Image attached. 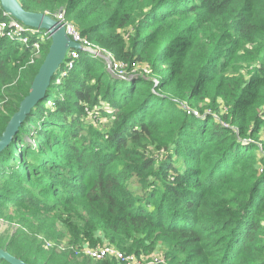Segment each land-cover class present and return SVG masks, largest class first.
Returning <instances> with one entry per match:
<instances>
[{"label": "trees", "instance_id": "16d2710c", "mask_svg": "<svg viewBox=\"0 0 264 264\" xmlns=\"http://www.w3.org/2000/svg\"><path fill=\"white\" fill-rule=\"evenodd\" d=\"M19 2L61 14L125 73L80 50L57 82L62 64L0 151V214L24 224L0 247L30 264H124L88 243L264 264V0ZM32 41L0 36V136L51 43Z\"/></svg>", "mask_w": 264, "mask_h": 264}, {"label": "water", "instance_id": "95a60500", "mask_svg": "<svg viewBox=\"0 0 264 264\" xmlns=\"http://www.w3.org/2000/svg\"><path fill=\"white\" fill-rule=\"evenodd\" d=\"M0 4L7 14L20 21L24 26L47 31L51 41L43 62L33 78L28 94L21 100L18 110L11 116L0 136L1 151L12 141L26 116L45 97L53 77L58 74L62 64L65 63L68 51L84 49L80 43L67 35L64 24L48 13L26 10L19 0H0ZM0 258L11 264H30L1 247Z\"/></svg>", "mask_w": 264, "mask_h": 264}, {"label": "built area", "instance_id": "2783aa9c", "mask_svg": "<svg viewBox=\"0 0 264 264\" xmlns=\"http://www.w3.org/2000/svg\"><path fill=\"white\" fill-rule=\"evenodd\" d=\"M58 20H60L66 29L67 35L73 39L74 41L80 43L84 50L95 51L91 47H94L90 42H88L85 38H83L73 24L64 21L61 14L56 16ZM41 33L47 36V39H50L49 33L43 29H37L32 27L24 26L20 21L16 20L9 14H7L1 7L0 4V36L5 37L13 42L19 43L21 45H28L32 41L33 37H36V40L32 41V48L38 50L42 47L41 43L45 42L40 38ZM80 49H70L68 51V56L65 60L66 68L61 70L59 75L56 78L57 82H60L63 77L67 75L68 70L73 67L74 60L79 57ZM36 52V53H37ZM95 54L98 55L95 51ZM107 54V53H106ZM100 55V54H99ZM101 57V56H99ZM111 68L117 72L118 75H124L125 73V64L121 61L115 60L111 57L109 61ZM84 254L93 258V259H105V258H115L119 262H123L124 264H141V262L136 260L135 255H126L119 249H117L114 245L104 244L101 246L91 247L85 245L83 248ZM151 261L148 264H166V261L161 256H153L150 259ZM147 264V263H145Z\"/></svg>", "mask_w": 264, "mask_h": 264}, {"label": "rangeland", "instance_id": "374dc122", "mask_svg": "<svg viewBox=\"0 0 264 264\" xmlns=\"http://www.w3.org/2000/svg\"><path fill=\"white\" fill-rule=\"evenodd\" d=\"M55 18H57V17H55ZM40 38L43 40H46L47 36L45 34L41 33ZM91 48L100 54V55L99 54L96 55L95 51H93V53L90 51L93 56H97V57L101 56L102 58H104V62H105V64H107L109 70L113 73H117L116 71H114L111 68V66L109 64L111 57H113L112 52H109V51L105 50L104 48L97 46V45H94V47H91ZM139 67L140 66H137L136 69H138ZM61 81H62V79H61ZM12 84H14V83H9L8 86L10 87ZM47 103L49 105L53 104L51 101H48ZM0 105H2V102L0 103ZM89 120L91 121V120H93V118H89ZM21 225L24 226V224H22V221L19 219V217H17L14 213H9L8 215L0 214V241L7 242V241H9L10 238L20 236V233L24 232V227L22 228ZM20 230H22V231H20ZM23 239H24V237H23ZM103 244H105V243H103ZM88 246H90L89 243H88ZM84 251L85 250L82 249L81 252L83 253ZM153 256L154 257L160 256L159 251L156 250L152 254H146V255L142 254L141 256L135 255L136 260L141 262V264H145V263L148 264L151 261L150 260L151 257H153Z\"/></svg>", "mask_w": 264, "mask_h": 264}]
</instances>
